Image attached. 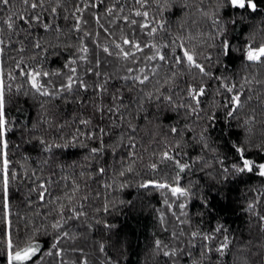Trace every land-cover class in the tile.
<instances>
[{
    "label": "snow or ice",
    "instance_id": "obj_1",
    "mask_svg": "<svg viewBox=\"0 0 264 264\" xmlns=\"http://www.w3.org/2000/svg\"><path fill=\"white\" fill-rule=\"evenodd\" d=\"M14 3L0 0L2 264H48L46 257L55 258L57 264H90L83 247H65L82 235L75 225L88 218L89 181L102 190L93 193L103 197V203L93 208L96 214L134 206L139 195L126 199L125 189L135 188L137 194L161 190L165 206V210H157L161 230L169 231V214L181 227L179 234L172 229L167 241L155 237L153 258L163 256L168 264H227L234 234L219 218L208 230L193 226V215L199 218L211 211L212 195L225 196L226 187L245 181L250 174L264 178V112L258 120L255 109L245 111L255 94L249 85L262 82L255 77L250 81L247 72L237 80L226 72L217 75L213 69L220 65L230 72L229 61L236 53L246 63L264 65V0L201 4L198 11L209 30L198 34L199 48L192 43L191 32L185 36L173 30L168 20L173 9L187 13L192 7L189 0H135L130 12H125L122 3L105 0H84L71 12L65 0ZM101 8L112 17L108 27L101 24ZM85 9L97 25L94 31L88 30ZM70 16L71 26H62L61 18L68 21ZM118 21L126 22L130 29L128 33L121 29L119 37L109 30ZM101 28L110 41L101 43ZM137 28L146 34L145 40L135 38ZM6 49L15 53L7 56V67ZM94 49L119 58L121 75L104 71L101 65L111 60L93 55ZM145 49L148 51L142 55ZM50 57L61 58L60 63L53 67ZM209 81H216V86L211 88ZM89 90L91 96L86 99L82 93ZM209 94L212 99L206 111L202 104ZM20 97L35 105V119L9 115V101ZM57 100L88 105L91 112L73 110L69 119L57 123L51 111ZM20 111L29 109L21 106ZM220 123L225 127L220 129V138L214 139L209 129ZM148 129L154 146L151 152L140 135ZM10 132L20 134V144L10 141ZM10 143L20 152L19 159L11 153ZM21 145L31 146L32 151L22 150ZM162 163L169 166L163 174ZM25 180L31 182L25 203L39 201L37 208L45 211L39 213L40 222L35 214L31 218L25 215L21 233L19 205H14V199L19 188L26 187ZM57 184L66 191L52 197L49 186ZM247 190L253 193L247 210L255 212L264 226V215L258 210L264 184ZM32 192L36 201L31 199ZM77 193H81L79 199ZM194 201L199 202L195 213ZM97 226L112 228L108 219L94 215L87 227L95 230ZM257 243L259 247L250 251L256 259L233 255L232 264H237V259L239 264H264V240ZM126 247L122 243L119 254L107 255L106 243L101 241L103 264H127ZM71 252L81 255L66 261Z\"/></svg>",
    "mask_w": 264,
    "mask_h": 264
},
{
    "label": "trees",
    "instance_id": "obj_2",
    "mask_svg": "<svg viewBox=\"0 0 264 264\" xmlns=\"http://www.w3.org/2000/svg\"><path fill=\"white\" fill-rule=\"evenodd\" d=\"M66 6L71 12V10L77 6L82 5L84 0H65ZM108 2H119L125 5V12H130V8L135 6V0H105ZM192 7L188 9L187 13L183 11H178L173 9V13L168 15V20L171 28L173 30H178L183 33L185 36L191 32V36L194 38L192 43L196 44L198 48L199 45V33L207 32L209 30V24L201 17L198 9L201 4H210V0H189ZM16 3H19V0H15L14 6ZM154 7V5H152ZM64 13L61 12V17H63ZM74 16L75 13L73 12ZM100 15L102 17L101 24L104 27H108L112 17L106 16L103 8L100 10ZM134 15V14H132ZM84 18L87 20V27L89 31H94L97 27L91 12L88 9H85L83 12ZM260 22V17L257 16L255 23L258 25ZM62 26H71L72 24V16L69 17L68 21H64L62 18L60 20ZM183 25V27H181ZM123 29L125 33L130 31L126 22L118 21L116 25H113L109 30L117 37L120 35V31ZM135 38H139L142 41L145 40L146 34L140 32L139 28H137V34ZM159 39V36L157 37ZM167 39V36H164ZM111 40V37H108L107 34L101 28L100 30V40L101 43L105 42V40ZM243 42V39L240 41ZM91 46V45H90ZM147 49L144 50V53H147ZM9 54L8 49L5 50V65L9 61L7 60V56ZM64 54H62L63 56ZM93 55H98L102 60H111V63H103L101 68L104 71H109L111 74L115 76H119L123 70V64L116 57H108L106 53L99 49H94ZM61 58L50 57L52 61V66L55 67L60 63ZM231 65V71L222 68L220 65H217L213 70L216 71L217 75H220L222 72L229 73L236 77L239 80L245 72L248 74V79L251 81L253 77L257 80H260L261 84L252 83L249 85L254 91V95L252 96V100L247 102V106L245 111H249L251 109H255V113L257 115V119H260V113L264 112V65H260L258 63L245 62V58L240 54L236 53L231 60L229 61ZM89 81H91L92 77L89 75ZM183 78H181L180 87H183ZM210 87L214 88L217 84L216 81H209ZM150 86V85H149ZM82 95L87 99L91 96V90L87 93H82ZM259 97V98H258ZM220 97L217 96L216 99ZM107 99V97H105ZM212 99L211 94L204 100L202 106L205 107L207 111V104ZM244 99V97H242ZM56 107L51 111L56 115V122L59 123L61 118L69 119L70 113L73 110L78 112H83L85 114L91 112V108L88 105H84L83 107L77 106L73 103L63 104L61 101H55ZM21 106H27L29 111L24 113L20 111ZM8 111L10 116H16L17 119H20L23 116H28L32 119L36 118L37 108L30 101H25V98L20 97L17 100L9 101ZM171 115V113H169ZM221 115H223L221 110ZM189 119H194L190 117ZM163 128V131H167V127ZM225 125L220 123L216 126L215 129H209L211 135L214 139H219L221 136L220 129L224 128ZM259 127V125H257ZM18 132H10V141L15 142L16 144H20ZM143 137L144 144L148 149V152L153 150V145L150 143V129L141 132L140 134ZM157 139H159L157 137ZM191 143V140L189 141ZM21 149L25 151H32L31 146L29 145H21ZM223 151H227V148L222 149ZM10 151L14 154L15 159L20 158V152L12 147L10 143ZM207 152V150H205ZM37 153L33 152L35 156ZM148 153H145L144 159L148 160ZM162 173L169 171V166L166 163L161 164ZM59 175V173H57ZM197 176L200 173H196ZM24 184L26 187H20L19 190L15 193L14 205H19L20 211V226L21 233L24 231V218L27 215L29 218L35 214V218L37 222H40L39 213L44 212V208H37V204L41 203L36 201V193L32 192L31 199L36 201L34 204H26L25 200L27 198V186L31 184L30 181L25 180ZM264 184V178H261L259 174H250L249 177L246 178L243 182H238L236 184L229 185L224 189L225 196H211L212 202V210L206 211L204 216L197 218L193 215V226H199L204 230H208L211 227H214L216 220L219 218L221 222L225 223L228 226V230L234 234L235 239L233 240L232 247L230 249V255L227 257V264H232L233 255L237 257L242 256H250V251L256 247H259L258 241L264 240V226H262L259 222V218L256 216L255 212H249L247 210V201L250 200L253 196L251 191H248L247 188H256L257 186ZM247 185V187H246ZM49 190L52 197L60 196L63 192L66 191L65 188L59 186L57 184L55 187L52 185L49 186ZM83 191V189H82ZM89 194V200L86 202V211L88 212L87 221L77 222V231L82 233L79 238L75 241L74 244L65 245L67 247L73 248H84V255H87L90 261V264H103V260L105 259V255L99 251V243L104 241L106 243L105 253L107 255H113V253L119 254L121 251L120 245L122 243H126V251L128 254L127 264H168V261L163 256L152 257V249L154 245V239L156 236H159L162 240L171 239L170 231L172 229L177 230L179 234L180 225L178 222L171 216L168 215V226L169 231H162L160 228V222L157 218V210H165V206L163 205V197L161 196V190H151L150 193H145L141 191L137 194L135 188L125 189L124 197L133 198L139 195V201L135 203L134 206H122L116 212H112L110 214L105 215L104 213L96 214L93 212V208L100 206L103 203V197H97L93 195L96 191H102L97 183L93 181H89V187L87 189ZM131 193V196H129ZM71 194V193H70ZM77 199L80 198L81 193L76 194ZM109 196L111 193L109 192ZM199 207V202L194 201L193 213L196 212ZM258 210L261 212V215H264V199L260 201V207ZM103 216L108 219L109 223L112 225L111 229H105L103 226H97L95 230H90L87 227L88 222H92L93 216ZM184 230H188V226L184 225ZM251 241V244L248 247H240L242 244H246ZM81 254L79 252H71L67 253L65 256V260L69 259H78ZM256 259V258H252ZM46 261L48 264H57L55 258L46 257ZM2 264V261H0ZM237 264H239V259H237Z\"/></svg>",
    "mask_w": 264,
    "mask_h": 264
}]
</instances>
